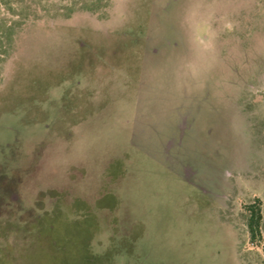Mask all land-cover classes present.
<instances>
[{
	"label": "rangeland",
	"instance_id": "1",
	"mask_svg": "<svg viewBox=\"0 0 264 264\" xmlns=\"http://www.w3.org/2000/svg\"><path fill=\"white\" fill-rule=\"evenodd\" d=\"M256 197L264 0H0V264H264Z\"/></svg>",
	"mask_w": 264,
	"mask_h": 264
},
{
	"label": "trees",
	"instance_id": "2",
	"mask_svg": "<svg viewBox=\"0 0 264 264\" xmlns=\"http://www.w3.org/2000/svg\"><path fill=\"white\" fill-rule=\"evenodd\" d=\"M263 205H264L263 200L260 197H256L253 201L245 205L246 224L249 232V240L254 245H260L264 238Z\"/></svg>",
	"mask_w": 264,
	"mask_h": 264
}]
</instances>
